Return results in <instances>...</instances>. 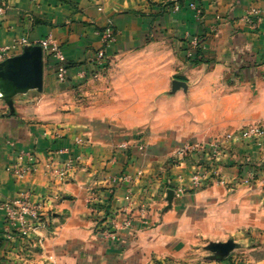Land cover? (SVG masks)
<instances>
[{"label":"crops","instance_id":"0c3cea01","mask_svg":"<svg viewBox=\"0 0 264 264\" xmlns=\"http://www.w3.org/2000/svg\"><path fill=\"white\" fill-rule=\"evenodd\" d=\"M252 7L264 8V0H0V47H8L7 57L51 35L72 65L60 83L53 59L43 54L42 91L15 94L13 111L0 91V202L25 192L32 201H52L47 224L34 226L30 237L11 228L0 210V264H169L175 244L198 242L199 229L210 223L228 234L206 238H232L237 247L222 261L204 264H264V165L259 171L241 157L258 153L254 164L259 165L264 142H228L219 163L224 183L172 198L168 209L167 180L175 171H188L190 163H172L178 145L162 155L151 153L166 139V133L151 129L156 127L151 111L162 108L170 117L171 105L162 100L174 79L184 81L194 96H220L222 103L215 105L221 113L201 118V127L234 131L242 96L252 110L254 84L262 85L264 78V22L253 29L243 19ZM108 21L115 32L106 48L109 65L100 79L83 81L78 74L93 69L99 31ZM193 37L199 39L200 62H194ZM201 99L187 109L201 104L200 110L206 109L207 98ZM76 137L84 144L76 145ZM124 142L127 149L119 147ZM19 150L34 152L39 160L37 170L22 178L7 171ZM49 153L59 161L78 159L68 182L48 177L43 164ZM250 171L254 178L244 182ZM122 173L139 175L134 199L147 195L152 207L142 218L133 205L132 227L110 240L94 230L89 200L94 195L108 210L122 209L124 201L116 198L126 184L113 181Z\"/></svg>","mask_w":264,"mask_h":264},{"label":"built area","instance_id":"2783aa9c","mask_svg":"<svg viewBox=\"0 0 264 264\" xmlns=\"http://www.w3.org/2000/svg\"><path fill=\"white\" fill-rule=\"evenodd\" d=\"M190 7L196 8L193 2L189 3ZM177 7V6H176ZM243 19L250 24L253 29L258 28L264 22V8L252 7L245 12ZM100 47L96 50L92 59L93 69L91 71L82 70L79 77L83 81L98 80L105 72L108 64L106 57V48L115 37L113 25L108 21L99 31ZM39 45L43 54L54 61V73L56 80L63 83L68 78V63L61 44L51 35L38 39L35 42ZM192 46H199V39H191ZM8 47H0V61L8 56ZM264 56V52H263ZM264 64V62H263ZM264 138V124L253 123L245 126L238 132L232 131L221 138H213L201 142H183L177 146L173 153L172 163L175 166H181V163L188 161L190 169L188 171H175L167 180V188H164L163 195L166 196L167 189H172L173 198H181L186 194L193 193L203 189L215 182L224 183L220 172L221 157L225 155L226 145L228 142H239L247 140H259ZM76 145H83L84 140L81 137L74 139ZM120 148L127 149L128 143L124 142L119 145ZM144 146L139 145L142 149ZM61 150L55 152L59 153ZM78 164L77 158H66L57 160L52 153H49L44 162L45 172L50 180L57 184L68 182L72 173ZM39 166V160L34 152L19 150L14 161L7 166V171L16 178H22L26 174L35 172ZM139 175H130L127 173L119 174L113 178L114 183L126 184V189L117 201H124V206L120 210H108L106 204L101 200L90 197V211L93 214L95 222L94 230L105 238L118 240L120 234L132 227L134 216L131 208L136 204L138 213L145 218L146 213L152 207L149 196H144L136 201L133 195L134 181ZM254 178V173L250 171L245 177L244 182H250ZM264 185V174L262 178ZM30 192L21 194L18 198L0 202V210L5 212V217L11 228H14L18 234L24 237H30L33 233L34 226L47 224V207L52 203L49 198L40 201H32ZM55 198L57 194L54 196Z\"/></svg>","mask_w":264,"mask_h":264},{"label":"rangeland","instance_id":"374dc122","mask_svg":"<svg viewBox=\"0 0 264 264\" xmlns=\"http://www.w3.org/2000/svg\"><path fill=\"white\" fill-rule=\"evenodd\" d=\"M202 80L203 79H199L198 81H202ZM260 90H264V78H262V85L259 84L258 87L255 88V84H254L253 94L251 95L252 96L251 103L253 107L251 111H248L247 106H244V101H245L244 96L241 97L240 106L238 110H236L235 112L236 119L239 125L234 128V131L238 132L245 126L253 123L264 124V99L263 96L261 97ZM198 96H194L193 93H190L187 88V85L185 88L180 87L176 90H169L166 93V99L162 100V103L165 102L166 104L168 103L171 105L170 117L164 113L162 108L159 110L151 111V124L156 125L155 128L151 126V129H155L156 132L158 133L157 135H163L164 133H166L164 135L166 138L163 141L164 143H161L160 145L158 143H155L154 148L151 150L152 154L162 155L168 153L170 150L173 149L175 145L179 146L184 141L201 142L200 140L204 138L206 140H210L213 138H221L222 136H225L227 133L232 132L231 130L232 128L229 127L219 129L213 126L212 127L200 126V123L202 122L201 118L208 117L209 119H212L215 118L217 114L221 113V111L218 109L219 107H217L218 105L217 103L218 102L222 103V102H220L219 100L220 96L216 94L214 95L209 94L206 96L198 95ZM205 97L207 98V103H208L206 109L200 110L202 109V104L201 106H199L200 109L197 108L195 109L194 107L187 109V105H189V103L191 102L203 103L201 98H205ZM164 123H166V125ZM164 125L167 127L163 128ZM228 129L231 131H229ZM141 130L147 132L146 128ZM252 141L255 142L256 145H261V143L264 142L263 138ZM241 157L244 158V161L246 162L248 161L252 167L256 166L260 168L259 171L262 170L261 168H263L264 161L260 160L261 163L259 165L254 164V162L258 160L257 159L259 157L258 153L255 152L249 153L248 156L249 159H247L248 158L247 156H241ZM169 158H173V157H169ZM227 216L228 214L226 211L221 215L224 221V225L227 224L226 222ZM205 230L208 231V234H205L204 236L203 234L206 232ZM217 232H219V234L221 235L228 234L227 229H224L222 226L215 227L210 223L208 224V226L204 224V226H201V228L199 229L198 233L196 234L197 238H199L198 242L194 239L189 238L190 242H194V243H190L191 245L187 247L185 246V244H183L182 240H179V242L176 243L175 247L173 248V250L176 251V255L167 257L169 264H204V262L209 263L210 261H215L211 258L212 253L206 250L204 247L209 242H218L210 239L209 237L206 238V235L213 236ZM228 239H232V238H227L226 240ZM226 240H220V241L223 242ZM236 247L233 250H235ZM158 264H162V263H158Z\"/></svg>","mask_w":264,"mask_h":264},{"label":"water","instance_id":"95a60500","mask_svg":"<svg viewBox=\"0 0 264 264\" xmlns=\"http://www.w3.org/2000/svg\"><path fill=\"white\" fill-rule=\"evenodd\" d=\"M43 68V50L39 45L25 46L19 54L0 61V91L11 111H13L12 97L15 94L30 89L42 91ZM180 87H186L184 81L172 80L171 90ZM172 198V189H167L165 209L170 208ZM236 246L237 244L232 239H228L223 242H209L204 248L212 253L213 260L222 261Z\"/></svg>","mask_w":264,"mask_h":264},{"label":"trees","instance_id":"16d2710c","mask_svg":"<svg viewBox=\"0 0 264 264\" xmlns=\"http://www.w3.org/2000/svg\"><path fill=\"white\" fill-rule=\"evenodd\" d=\"M201 55H202V53H201L200 45H199L198 47H195L194 62H200V61H202ZM70 66H72V65L69 64L68 67H70Z\"/></svg>","mask_w":264,"mask_h":264}]
</instances>
